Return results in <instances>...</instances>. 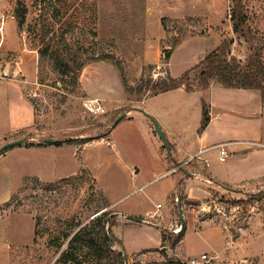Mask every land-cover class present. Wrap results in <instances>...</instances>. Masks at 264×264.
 <instances>
[{
  "label": "rangeland",
  "instance_id": "1",
  "mask_svg": "<svg viewBox=\"0 0 264 264\" xmlns=\"http://www.w3.org/2000/svg\"><path fill=\"white\" fill-rule=\"evenodd\" d=\"M73 1L78 5L85 2L89 10H80L77 17L72 12L65 14L64 20L67 18L75 22L74 29L67 33L70 40L90 53L104 52L114 56L123 66L128 83L132 86L148 78L166 77L168 66L162 58L172 47L174 53L169 60L172 75L178 77L187 68L197 67L191 71L189 81L199 87L196 76L202 67L197 64L210 52V42L203 39L207 33L209 37L217 39V43L225 38H234L231 54L242 60H246L250 54V42L233 30L231 12L234 0ZM23 2L28 7V17L20 27L18 14L25 4ZM257 3L256 0L246 1L249 22L252 31L264 39V9L258 8ZM61 4L55 0H0V22L2 18L5 19L4 52L3 58L0 53V65L11 63L12 66L14 55L25 46L33 50L35 37L33 27H30L33 17L46 20ZM95 12L94 21L91 18ZM91 28H96L97 35L92 34ZM1 37L0 34V41ZM34 58L38 62L37 83H28L25 90L35 108L36 124L0 138V154L9 149L1 148L4 143L27 137L20 146L10 148L2 161H8L20 173H35L45 179L25 175L10 197L0 202V264L3 261L8 264H54L58 255L55 248L48 244L51 233L86 223L100 214L104 206H108L107 212L115 214L144 212L148 208L155 209L157 202L163 203L156 220H162L164 230L178 233L169 229L170 226L180 224L183 214H191L193 219L213 218L217 223L226 225L233 240L241 243L236 255H233L234 249L229 248L231 251L225 259L200 264H223L224 261L264 264V173L258 177L249 175L248 165L253 163V157L246 160V156L240 154L245 157V169L228 173L223 170L228 161H220L217 157L219 149L211 151L212 165L219 170L218 177L222 184L197 179L201 188L210 187L203 193L204 197L201 193L200 200L188 199L183 185L175 187L177 174L174 172L182 174L181 167H176L177 163L170 158L169 161L166 159L171 152L155 130L153 120L144 111L135 109L136 106L158 109L162 102L174 101L172 94L158 97L148 94L143 104L138 100V94H127L119 69L108 61L88 64L81 73L79 91L69 93L68 83L61 81L50 65L43 70L44 74H48L45 83H40L38 50ZM12 73L7 77H15ZM98 91L102 93L98 95ZM13 92L18 93L14 89ZM103 92L108 94L104 95ZM94 98L100 100L104 112L90 110L89 100ZM177 101L183 103L184 99L177 97ZM195 104L192 101L187 110L191 122L201 117ZM123 113L126 115L117 121ZM0 121L3 125L0 131H4L7 129V117L3 108L0 110ZM49 137L89 140L85 143L77 141L76 146L66 143L54 152H32L21 147H28V142L33 141L48 144L44 139ZM241 146L262 154V162L264 138L238 147ZM238 147L236 144L225 146L227 160L229 150L237 152ZM168 167L169 172L161 176ZM259 179L261 183L253 186ZM228 183H233L235 187L231 188ZM260 193H263L262 198L247 202L250 195ZM177 195L180 202L176 201ZM167 212L169 215L163 220ZM189 223L191 230L183 246L192 248L196 245L200 248L194 220L190 218ZM115 230L124 238L127 251L143 262L165 259L163 246L167 247V251L173 248L167 241L151 253V248L159 247L155 231L149 230L146 235L143 229H131L125 224ZM114 246L120 248L118 242ZM133 257L129 258L127 264H133ZM200 257L201 254L197 258ZM179 258L187 264L190 260Z\"/></svg>",
  "mask_w": 264,
  "mask_h": 264
},
{
  "label": "crops",
  "instance_id": "2",
  "mask_svg": "<svg viewBox=\"0 0 264 264\" xmlns=\"http://www.w3.org/2000/svg\"><path fill=\"white\" fill-rule=\"evenodd\" d=\"M256 1L258 2L257 7H260V9L263 10L264 8H262V6L264 7V0ZM208 34L209 33H207L206 36L204 35L205 38L203 39H206L210 42L209 50L212 51L213 49L217 48L224 39L217 43V39L212 36L209 37ZM187 39L188 38L181 41V43L176 48L181 46ZM2 45L1 55L3 58L4 48H2ZM33 52L35 54H30ZM172 55L170 59L172 58ZM36 56L37 50L28 49L25 46L21 48L16 55H14L12 66H10L11 63L5 66L3 65V63L0 65V92H3L2 94H0V110L3 108L7 117V129H5L4 131H0V138H5L9 135L18 133L23 129L32 128L36 124L35 108L33 102L31 101V98L26 94L25 90L28 83H37L36 70L38 62L37 58H34ZM21 63L22 66H20ZM14 64L16 65V67ZM166 65L168 67L166 66L167 71H165L168 72V74L172 75L169 67V62ZM188 69L190 68H187L186 70ZM12 71L14 72L12 74L15 75V77H7ZM13 89L15 91H18V93H14ZM96 93L100 94L102 92L98 91ZM103 94L105 95L108 93L103 92ZM169 94H172L174 96V101L162 102V104L158 106V109L154 107L143 109L142 106H136L135 109L142 111L145 110L151 113L160 122L164 133L166 134L169 142L172 145V153L166 159H168L169 161L170 158L174 163H177V165H181L182 174L180 172H174V174H177L175 187H177L178 185H183L185 195L188 199L200 200L201 193V196H203V193L205 191H208L207 187H210L203 186V188H201L196 182L197 179H200L202 181L203 179H205L222 184L221 179H219L218 177L219 170H215L212 165L213 156L211 154V151L215 149H219L217 157L220 161H228L227 164H225V166L223 167V170H226V172L228 173H233V171H240L242 168L245 169L246 161H243L245 157L241 156H246V160L252 157L254 158L253 163L251 165H248L247 172L249 173V175L258 177L259 174L261 175L264 173V157H262L261 162L262 154H260L258 151L244 149L243 146L238 147L248 142L263 140L264 138V103L260 90L227 87L221 83L213 82L207 89H195L188 91L186 90L185 86H181L176 89L160 92L154 96L158 97ZM177 97L183 98L184 102L180 103V101H177ZM145 98L141 100L143 104L146 103L147 99ZM203 99L206 100L209 105L210 121L207 127L202 132H199V128L202 122ZM192 101H194V103H197L195 105H197L198 110H200L201 113V117L198 121L195 122H191L190 119H188L189 114L187 110L189 109L190 103H192ZM2 126L3 125L0 121V128ZM149 128L152 130L154 129L151 124H149ZM66 143L70 146H76L77 144L76 142H62L60 144H57L55 142L40 145L30 144L28 147H21H23V149H25L26 151L30 150L32 152H54L57 149L63 148L64 144ZM221 143H227V145L236 144L238 147L236 149L238 151L236 152L232 149L229 150V160H227V158L223 160L221 159L220 148L218 146ZM8 151L0 154V202H3L10 197L18 182L25 175H35L40 179H45L35 173H20L17 169L10 166L8 161H2L3 158L6 157ZM168 169L169 167L165 169L161 176L165 175ZM185 170L189 173H186ZM257 170H259L258 173ZM137 172L138 171H136V173ZM261 179L256 181V185L253 186H258V184L261 183ZM14 180H16V183L14 182ZM228 184H230L229 186L231 188L235 187L233 183ZM158 203L159 202H157V204ZM157 204L155 209L148 208L144 212L127 211L117 213L119 216L118 218H116L117 222L115 225H113L112 230L118 240L121 241V243H119L120 247L124 246L125 250L127 251L124 238L122 237V235L117 233L115 228L118 226L120 227L124 224L131 229L139 227L143 229V231H145L146 235H148L149 230L155 231L159 247H154V249L151 248V253H153V251H156L157 248L163 246V228L161 227L162 220L159 221V224H152L143 221V219H130L132 215L141 216L144 218L147 211L158 210ZM185 204L186 203L184 202L183 205L185 206ZM161 208L158 211H160ZM168 215V212L165 213V216H163V220H166V217H168ZM190 218L194 220V230L197 233V239L199 240L198 243H200L201 245L200 248L196 245H194V247L192 246V248H190V246H183L185 242H187L191 230V224L189 223ZM181 223H183V225L185 226L184 237L182 241L179 242L175 247H168V254H175L188 260L189 258L191 259L193 257H199L200 254L202 255L204 253H207L209 255L218 256L216 260L219 261L220 259H225L228 256L231 251L228 250L229 248L234 249H232L234 251L233 255H236L238 253V245H240L241 243H236L235 240H233L232 236L229 234V231L226 228V225L223 226L222 224L217 223L213 218H209L208 220H197L196 218L193 219L191 214H183ZM178 248L181 249L180 253H178ZM127 253L132 257L133 253L130 254L128 251ZM151 255L155 257L154 254ZM1 264L8 263L7 261H3Z\"/></svg>",
  "mask_w": 264,
  "mask_h": 264
},
{
  "label": "trees",
  "instance_id": "3",
  "mask_svg": "<svg viewBox=\"0 0 264 264\" xmlns=\"http://www.w3.org/2000/svg\"><path fill=\"white\" fill-rule=\"evenodd\" d=\"M62 2L59 8H54L50 17L42 20L33 17L30 27H33L35 37L34 49L39 52V82L45 83L48 74L43 70L50 65L52 71L58 74L59 79L68 83V92L76 93L81 86L80 76L83 69L92 62L108 61L113 63L120 71L124 88L129 96L138 94V100H143L148 94L156 95L160 92L185 86L186 90L207 89L213 82L221 83L227 87H238L257 89L261 91L264 103V39L253 32L249 22L247 10V0H234L231 12L233 30L239 36L250 42V54L246 60H242L231 54L234 38L224 39L221 44L206 54L197 64L201 66L196 79L199 87L190 83L192 67L182 75L174 77L168 74L166 77L158 79L148 78L137 86L128 83L123 66L109 53H90L82 47L76 46L70 40L68 32L74 29L75 22L64 20L67 12H72L73 16L80 14V10L87 12L88 6L85 2L80 5L73 0H55ZM25 3V2H23ZM28 17V7L26 3L22 10H19L18 25L21 27ZM95 21L96 12L91 18ZM76 21V20H75ZM56 25H59L57 28ZM93 35H97L96 28H91ZM181 43V41L179 42ZM172 47L168 48L162 61L168 63L172 55ZM190 78V79H189ZM210 121L209 105L206 100L202 101V122L199 132H202ZM68 138L58 139L57 144L62 142L85 143L89 139ZM29 144H43V142H30ZM171 145V143H170ZM172 153V145H171ZM170 153V154H171ZM263 193L250 195L248 203L255 198H262ZM108 206H104L100 214L90 219L86 223L61 228L56 233L49 235L48 244L55 248L56 257L54 264H127L131 257L124 246L116 248V242L121 243L113 233L112 227L116 224V215L107 212ZM133 219H143L141 216H131ZM185 226L180 232L173 234L169 230L162 229L163 244L167 241L175 247L184 237ZM39 232L36 230V235ZM165 259L151 262H143L133 257V264H187L186 261L175 254H168L165 251Z\"/></svg>",
  "mask_w": 264,
  "mask_h": 264
},
{
  "label": "built area",
  "instance_id": "4",
  "mask_svg": "<svg viewBox=\"0 0 264 264\" xmlns=\"http://www.w3.org/2000/svg\"><path fill=\"white\" fill-rule=\"evenodd\" d=\"M4 23H5V19L2 18V21L0 22V34L2 35L1 41H0V53H1V45L3 42V35H4ZM89 102H90V106H88V107L90 108L91 111H94V110H95V112L96 111L97 112L98 111H101V112L105 111V109L103 108L99 99H97V98L90 99ZM252 142L256 143V141H252ZM226 145H227V143H221L218 145L219 147H221L220 155H221V159H223V160L226 158V154H227V149L225 148ZM176 167H181V165H177ZM168 172H166L165 174H167ZM176 201L180 202V197L178 195L176 196ZM162 206H163V203L159 202L157 204V209L159 210ZM158 210L147 211L145 214V218H143V221L148 222V223H152V224H159V221L156 220ZM182 228H183V223H180V224H177L176 227L170 226L169 229H171L175 232H180ZM217 258H218V256H216V255H209L207 253H204L201 255L200 258H197V257L191 258L189 260L188 264L207 263V262H210L211 260L217 259ZM223 264H235V263L231 262V261H224Z\"/></svg>",
  "mask_w": 264,
  "mask_h": 264
},
{
  "label": "water",
  "instance_id": "5",
  "mask_svg": "<svg viewBox=\"0 0 264 264\" xmlns=\"http://www.w3.org/2000/svg\"><path fill=\"white\" fill-rule=\"evenodd\" d=\"M144 113L153 120V122L155 124V130L157 131V133L159 134V136L163 140L164 145L171 152L170 142H169L166 134L164 133V131H163L161 125H160V122L151 113H149V112H147L145 110H144ZM125 115H126V113L121 114L117 121L121 120ZM26 140H27V137H21V138H18V139H14V140H11V141H8V142L4 143L1 148L2 149H8V148L10 149V148L15 147L17 145H20L21 143L25 142ZM57 140L58 139L57 138H54V137H49V138H45L44 139V141L47 142V143H55ZM186 173H189V172L186 171ZM163 249H164V251L167 252V247H163Z\"/></svg>",
  "mask_w": 264,
  "mask_h": 264
}]
</instances>
